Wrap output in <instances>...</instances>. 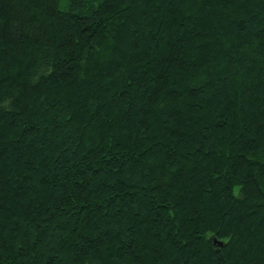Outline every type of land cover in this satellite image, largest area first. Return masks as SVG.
I'll use <instances>...</instances> for the list:
<instances>
[{"label": "trees", "instance_id": "trees-1", "mask_svg": "<svg viewBox=\"0 0 264 264\" xmlns=\"http://www.w3.org/2000/svg\"><path fill=\"white\" fill-rule=\"evenodd\" d=\"M59 1L0 0V264H264V0Z\"/></svg>", "mask_w": 264, "mask_h": 264}, {"label": "rangeland", "instance_id": "rangeland-1", "mask_svg": "<svg viewBox=\"0 0 264 264\" xmlns=\"http://www.w3.org/2000/svg\"><path fill=\"white\" fill-rule=\"evenodd\" d=\"M68 6V0H60L59 1V7L61 8V9H64V8H66Z\"/></svg>", "mask_w": 264, "mask_h": 264}, {"label": "water", "instance_id": "water-1", "mask_svg": "<svg viewBox=\"0 0 264 264\" xmlns=\"http://www.w3.org/2000/svg\"><path fill=\"white\" fill-rule=\"evenodd\" d=\"M214 242H216V240H214ZM218 244L220 245L221 243H220V242H218Z\"/></svg>", "mask_w": 264, "mask_h": 264}]
</instances>
